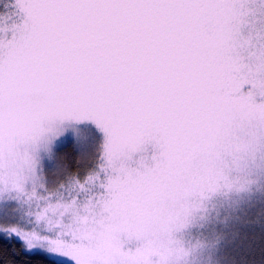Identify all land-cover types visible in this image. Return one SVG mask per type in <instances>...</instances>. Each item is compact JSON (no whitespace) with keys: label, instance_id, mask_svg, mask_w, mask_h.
Masks as SVG:
<instances>
[{"label":"snow or ice","instance_id":"1","mask_svg":"<svg viewBox=\"0 0 264 264\" xmlns=\"http://www.w3.org/2000/svg\"><path fill=\"white\" fill-rule=\"evenodd\" d=\"M257 225L264 0H0V237L45 264H252Z\"/></svg>","mask_w":264,"mask_h":264},{"label":"trees","instance_id":"2","mask_svg":"<svg viewBox=\"0 0 264 264\" xmlns=\"http://www.w3.org/2000/svg\"><path fill=\"white\" fill-rule=\"evenodd\" d=\"M264 243L255 244L250 250L244 248L252 264H261V248ZM0 264H45L39 258L31 259L19 253V244L14 240L0 237Z\"/></svg>","mask_w":264,"mask_h":264},{"label":"rangeland","instance_id":"3","mask_svg":"<svg viewBox=\"0 0 264 264\" xmlns=\"http://www.w3.org/2000/svg\"><path fill=\"white\" fill-rule=\"evenodd\" d=\"M65 153H67L69 155H71L73 153V147L70 143H65L64 145L61 146L60 154L63 156ZM250 218H254V212H253V215L250 216ZM245 231L247 232V235L249 238L248 241L244 245V248H246L247 250H250L252 248V247L251 248L248 247V244L250 242L253 243V245L264 243V239L260 238L261 237V230H260L258 225L254 228L245 229Z\"/></svg>","mask_w":264,"mask_h":264}]
</instances>
